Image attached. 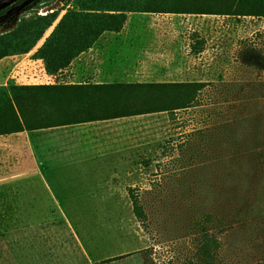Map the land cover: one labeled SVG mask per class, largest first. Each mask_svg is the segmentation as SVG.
Masks as SVG:
<instances>
[{"label":"rangeland","instance_id":"374dc122","mask_svg":"<svg viewBox=\"0 0 264 264\" xmlns=\"http://www.w3.org/2000/svg\"><path fill=\"white\" fill-rule=\"evenodd\" d=\"M72 7L71 0H34L0 31L18 18ZM153 18L132 43L129 35L116 36L60 73L25 82H90L105 74L124 75L112 81L132 74L145 79L151 72L154 79L205 82L197 99L170 116L107 122L109 136L102 139L125 153L127 172L66 166L30 174L4 167L0 264H190L205 231L218 242L213 264H264V18ZM153 22L159 23L156 39L147 28ZM197 39L203 47L194 54ZM24 75L19 70L5 82ZM192 133V146L179 152ZM106 176L114 182L105 183ZM129 186L139 194L147 225L132 212Z\"/></svg>","mask_w":264,"mask_h":264},{"label":"trees","instance_id":"16d2710c","mask_svg":"<svg viewBox=\"0 0 264 264\" xmlns=\"http://www.w3.org/2000/svg\"><path fill=\"white\" fill-rule=\"evenodd\" d=\"M71 1V9L36 12L18 18L13 27L0 31V59L35 49L31 58L42 60L45 72L56 75L90 49L104 32H119L130 12L264 18V0ZM62 10L65 11L61 14ZM202 47L203 42L197 39L191 51L197 54ZM204 86L203 81L0 85V135L157 112L170 116L192 106ZM195 134L177 145L179 152L192 146L191 137ZM232 141L237 144L236 139ZM135 191L127 187L132 212L141 224L147 225L144 205ZM217 246V240L205 231L197 244V259L190 264H213Z\"/></svg>","mask_w":264,"mask_h":264},{"label":"crops","instance_id":"0c3cea01","mask_svg":"<svg viewBox=\"0 0 264 264\" xmlns=\"http://www.w3.org/2000/svg\"><path fill=\"white\" fill-rule=\"evenodd\" d=\"M160 14L185 16V14L174 13H127V19L124 23L123 28L119 32H104L95 41L94 45L90 49L79 54L71 61L70 65H72L77 58L80 59V57H82L83 55H87L89 57L90 51L99 50L100 48L98 47V44H111L112 42L110 39L114 40V37L116 36L121 39H125L129 35V39L133 37L138 39L139 36L134 32L138 29L144 28L145 24L149 23L147 22L150 21L149 19H157L153 18V16H158ZM158 26L159 23L154 24V22L151 23L150 26H147V28L155 29L153 30V37L155 39L158 38L156 30ZM104 35L107 36L105 40L103 38ZM147 37L152 36L149 35ZM34 50L35 49L30 51L29 53L9 55L0 59V85H7L4 77H10L12 73H17L19 70L23 72L25 71V75L20 76L18 79H16V83L13 84H39L40 82H25L26 76L30 79H36V76H40L42 74L43 76H51L45 72L42 60L31 58V54ZM18 59H23V63H18L13 66L9 64L10 61H17ZM107 65H111L109 61L107 62ZM139 66H142V64H139ZM34 67H36L37 72L33 69ZM86 70V67L83 66L82 71ZM116 76L122 77L124 75L121 74L120 76H118L115 74H105L99 76L101 77L99 81H96L94 79L89 81L176 82L175 80L165 81L161 79H154L152 77H154L155 75L151 72L143 76L145 77V79H140L139 77H142L140 74H132L128 75L125 80L120 79L112 81V79H116ZM147 77L149 79H147ZM116 119L120 118L91 121L79 124L49 127L33 131H22L7 135H0V172L6 171L4 167H8L11 171L14 172H28L30 174L45 172L48 173L52 170L66 166L74 168L97 167L100 170H106L112 173L127 172L128 166L124 159L125 153L113 150V148L110 146V141L107 139H102L105 136H109V124L107 122ZM102 180L105 183H108V181L110 180L114 182V179L109 178L108 176H106Z\"/></svg>","mask_w":264,"mask_h":264},{"label":"water","instance_id":"95a60500","mask_svg":"<svg viewBox=\"0 0 264 264\" xmlns=\"http://www.w3.org/2000/svg\"><path fill=\"white\" fill-rule=\"evenodd\" d=\"M33 1L34 0H0V11L4 10V12L0 14V25L26 9Z\"/></svg>","mask_w":264,"mask_h":264},{"label":"built area","instance_id":"2783aa9c","mask_svg":"<svg viewBox=\"0 0 264 264\" xmlns=\"http://www.w3.org/2000/svg\"><path fill=\"white\" fill-rule=\"evenodd\" d=\"M39 13H40V14H45L46 12L40 11Z\"/></svg>","mask_w":264,"mask_h":264}]
</instances>
